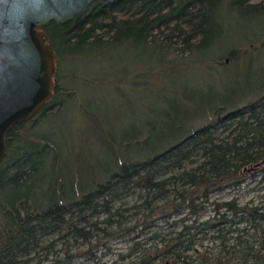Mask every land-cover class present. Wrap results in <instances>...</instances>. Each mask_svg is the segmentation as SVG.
I'll return each mask as SVG.
<instances>
[{
    "label": "trees",
    "instance_id": "trees-1",
    "mask_svg": "<svg viewBox=\"0 0 264 264\" xmlns=\"http://www.w3.org/2000/svg\"><path fill=\"white\" fill-rule=\"evenodd\" d=\"M222 9L240 18L264 14V4L256 0H101L63 25L50 24L44 36L55 72L66 57L116 43L154 47L168 59H180L215 44ZM247 50L231 47L211 64L232 65L231 53L237 61V54ZM222 54L230 62L224 66ZM54 83L45 106L5 136L0 264H51L48 257L57 242L64 257L52 264H69L71 240L84 245L83 254L94 260L92 250L102 242L125 237L132 241L126 253L107 264H264V196L244 203L210 201L246 177H264V94L245 103L209 106L188 121L175 110L172 118L165 115L164 131L123 136L122 154L112 167L88 173L75 168L72 174L57 148L33 133L71 97L64 89L65 97L56 100L61 89L55 75ZM157 139L166 142L155 144ZM132 194L138 204L116 205ZM206 207L213 215L200 221ZM130 209L132 225L125 216ZM158 222L167 224L165 234L139 239Z\"/></svg>",
    "mask_w": 264,
    "mask_h": 264
},
{
    "label": "rangeland",
    "instance_id": "rangeland-1",
    "mask_svg": "<svg viewBox=\"0 0 264 264\" xmlns=\"http://www.w3.org/2000/svg\"><path fill=\"white\" fill-rule=\"evenodd\" d=\"M256 2L264 4V0ZM220 13L221 32L215 44L186 58L168 59L154 47L116 43L81 51L58 64L56 59L55 76L61 89L56 100L65 97L64 89L71 97L44 118L33 133L57 148L62 166L69 167L72 174L75 168L88 173L91 168L100 170L115 164L122 154L119 142L123 136L131 137L137 131H164L169 122L165 115L172 118L175 110L179 118L188 121L209 106L245 103L264 94V14L240 18L229 11L225 14L223 9ZM231 47L248 50L237 54V61L231 53L232 65H223L230 63L224 54L219 60L224 67L211 64L213 58ZM28 126L21 129L25 131ZM165 142L155 140V144ZM263 196L264 177L257 175L246 177L238 187L214 194L210 201L235 198L244 203L261 201ZM118 204L130 208L138 204L137 196L129 195ZM132 213V209L125 213L128 219L131 217L129 225L133 224ZM212 215L211 207H206L199 220ZM139 229L138 226L136 231ZM168 229L167 224L158 222L151 231L140 233L139 239L144 240L153 232L165 234ZM131 243L130 237L106 240L92 250L93 260L83 254L85 246L79 241H68L73 255L69 264H107L125 254ZM54 250L48 257L51 264L64 257L60 242Z\"/></svg>",
    "mask_w": 264,
    "mask_h": 264
},
{
    "label": "water",
    "instance_id": "water-1",
    "mask_svg": "<svg viewBox=\"0 0 264 264\" xmlns=\"http://www.w3.org/2000/svg\"><path fill=\"white\" fill-rule=\"evenodd\" d=\"M98 1L0 0V162L11 127L29 120L53 95L54 54L44 30Z\"/></svg>",
    "mask_w": 264,
    "mask_h": 264
},
{
    "label": "flooded vegetation",
    "instance_id": "flooded-vegetation-1",
    "mask_svg": "<svg viewBox=\"0 0 264 264\" xmlns=\"http://www.w3.org/2000/svg\"><path fill=\"white\" fill-rule=\"evenodd\" d=\"M55 75V74H54ZM54 85H55V83H54ZM53 94H54V91H53Z\"/></svg>",
    "mask_w": 264,
    "mask_h": 264
}]
</instances>
